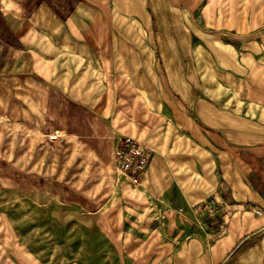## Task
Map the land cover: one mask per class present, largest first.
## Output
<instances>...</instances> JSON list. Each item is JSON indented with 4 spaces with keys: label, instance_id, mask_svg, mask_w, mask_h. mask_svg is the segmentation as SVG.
I'll return each mask as SVG.
<instances>
[{
    "label": "crops",
    "instance_id": "0c3cea01",
    "mask_svg": "<svg viewBox=\"0 0 264 264\" xmlns=\"http://www.w3.org/2000/svg\"><path fill=\"white\" fill-rule=\"evenodd\" d=\"M52 207L98 223L33 224ZM0 241L24 264H264V0H0Z\"/></svg>",
    "mask_w": 264,
    "mask_h": 264
},
{
    "label": "built area",
    "instance_id": "2783aa9c",
    "mask_svg": "<svg viewBox=\"0 0 264 264\" xmlns=\"http://www.w3.org/2000/svg\"><path fill=\"white\" fill-rule=\"evenodd\" d=\"M150 157V149L130 136L122 137L115 153V160L120 173L134 185L141 184L146 175Z\"/></svg>",
    "mask_w": 264,
    "mask_h": 264
},
{
    "label": "rangeland",
    "instance_id": "374dc122",
    "mask_svg": "<svg viewBox=\"0 0 264 264\" xmlns=\"http://www.w3.org/2000/svg\"><path fill=\"white\" fill-rule=\"evenodd\" d=\"M65 212H61L58 210L56 207L49 208L47 214L48 216L46 217H37L33 218V224H39V225H47V226H61V225H66V224H97L98 219L97 217L93 218H84L80 217L74 219V223L71 222V219L66 218L61 216ZM60 215V216H58ZM59 236L57 234H33L32 235V241L33 243L36 241L41 240L42 241H51L55 242V238ZM7 243H3L0 241V264H24L23 259H24V250L23 249H9L7 248ZM47 248H52L51 250L47 249L46 251L54 254L56 252L55 247H47ZM39 250L33 249L32 253H38Z\"/></svg>",
    "mask_w": 264,
    "mask_h": 264
}]
</instances>
